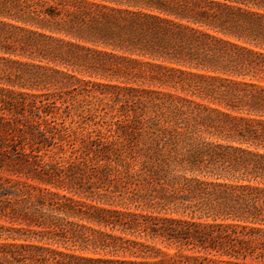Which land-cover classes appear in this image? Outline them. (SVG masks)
<instances>
[{
  "label": "trees",
  "instance_id": "obj_1",
  "mask_svg": "<svg viewBox=\"0 0 264 264\" xmlns=\"http://www.w3.org/2000/svg\"><path fill=\"white\" fill-rule=\"evenodd\" d=\"M0 264H264V0H0Z\"/></svg>",
  "mask_w": 264,
  "mask_h": 264
}]
</instances>
